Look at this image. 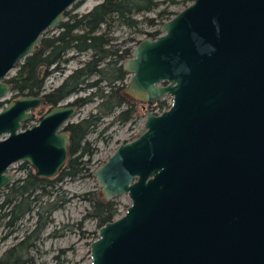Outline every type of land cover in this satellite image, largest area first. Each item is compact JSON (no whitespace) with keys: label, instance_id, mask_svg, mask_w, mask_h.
I'll return each instance as SVG.
<instances>
[{"label":"water","instance_id":"95a60500","mask_svg":"<svg viewBox=\"0 0 264 264\" xmlns=\"http://www.w3.org/2000/svg\"><path fill=\"white\" fill-rule=\"evenodd\" d=\"M77 0H0V99L11 69L36 51ZM123 92L151 105L136 138L92 172L99 196L125 212L90 243V264H264V0H193L121 63ZM41 97L0 110V192L27 162L51 178L68 157L77 108Z\"/></svg>","mask_w":264,"mask_h":264},{"label":"trees","instance_id":"16d2710c","mask_svg":"<svg viewBox=\"0 0 264 264\" xmlns=\"http://www.w3.org/2000/svg\"><path fill=\"white\" fill-rule=\"evenodd\" d=\"M159 4L158 0H102L80 15L69 14L66 10L64 20L55 27L58 29L57 33L48 35L49 29L46 30L37 50L25 56L17 64L15 75L8 78L14 98L37 96L49 73L62 70V65L70 59L69 53H72L71 56L89 54V58L80 67L44 97L47 103L56 104L68 95L87 91L85 96H78L74 104L78 108L91 102L97 104L94 112L68 124V159L54 179L38 177L33 171H26L22 178L6 184L4 192H0V196H3L0 203V224L3 227L13 230L25 217L33 221L23 236L3 251L0 264L30 263L28 252L35 247L41 233L52 222V213L64 203V199L50 200L51 191L46 188H52L56 182L64 179L79 178L89 171V158L85 157L92 155L94 147L87 137L99 127L105 117L112 116L122 123L133 117L136 100L123 92V81L127 74L121 66V62L130 55L131 48L122 49L121 44L114 43L115 37L110 32L116 28L140 31L143 23H153L154 18L145 14L156 9ZM166 13L159 11L157 16L162 18ZM157 34L159 31L152 32L149 36L154 38ZM158 105L163 107L166 101H159ZM88 175L91 173L88 172ZM91 206L90 215L99 226L113 220L117 213L116 203L112 200L105 201L100 196L91 202Z\"/></svg>","mask_w":264,"mask_h":264},{"label":"rangeland","instance_id":"374dc122","mask_svg":"<svg viewBox=\"0 0 264 264\" xmlns=\"http://www.w3.org/2000/svg\"><path fill=\"white\" fill-rule=\"evenodd\" d=\"M102 0H77L72 4L67 11L69 14H83L93 8ZM160 4L153 11L146 13L145 16L154 18L152 24L143 23L140 25V31L128 28H116L110 32V35L115 37L114 43L121 44L123 48H132L137 45L140 40L151 37L150 33L159 31L161 25L172 18L177 12L182 10L191 2L188 0H158ZM159 11H165L163 17L157 16ZM138 19L140 18L137 17ZM64 20V17L62 18ZM57 28H51L47 32L48 35L57 33ZM157 34V35H159ZM156 35V36H157ZM155 36V37H156ZM153 38V37H152ZM68 54L70 59L64 63L62 70L51 71L45 78V88L57 87L66 76L73 70L80 67L82 62L89 58V54L72 55ZM130 56V55H129ZM53 66L50 67L52 70ZM17 67L11 69L7 77L15 75ZM128 76V74H127ZM125 78L124 85L127 82ZM95 77H93L94 79ZM88 92L81 91L78 96H85ZM9 95H7L8 97ZM73 96L71 99H74ZM65 99L62 103L67 102ZM135 101V100H134ZM170 99L167 98V102ZM96 102L87 103L84 106L77 108L76 114L71 119L76 122L79 119L86 117L90 112L95 111ZM136 112L133 117L128 121L122 123L114 119L112 116L105 117L99 127L88 135V140L94 147V151L89 158L87 164L88 172L83 176L75 179H64L56 182L50 190V200L64 199L63 206L56 209L52 215V222L41 233L40 239L36 242L35 247L28 252L29 258L32 263L28 264H90V243L96 239V231L100 227L90 214L92 212L91 202L99 196L100 187L97 184L92 172L101 166L107 158L118 148L122 143L129 142L136 138L141 132L144 121L146 119L145 110L155 112L153 106H148L144 103L135 101ZM46 109H42L43 111ZM42 111L36 109L34 117L27 122V125L35 124ZM4 135L0 136L2 138ZM23 162H15L10 168L9 172L13 174L11 180L22 178L26 171H33L27 163L25 168H21ZM55 178V177H54ZM52 178V179H54ZM4 192V191H3ZM46 196V195H45ZM3 196H0V203ZM116 203L117 213L114 218L122 215L130 200L126 194L119 195L112 199ZM32 220L25 217L24 221L13 228H6L0 224V256L3 251L9 246L16 243L26 232L27 227H31ZM5 236V237H4Z\"/></svg>","mask_w":264,"mask_h":264},{"label":"flooded vegetation","instance_id":"af4514ba","mask_svg":"<svg viewBox=\"0 0 264 264\" xmlns=\"http://www.w3.org/2000/svg\"><path fill=\"white\" fill-rule=\"evenodd\" d=\"M39 44V43H38ZM38 48V47H37ZM37 50V49H36ZM70 54V53H69ZM122 63V62H121ZM67 77V76H66ZM129 78V75L127 76V79ZM65 79V78H64ZM63 79V80H64ZM6 81L8 82V77H7V79H6ZM128 81V80H127ZM63 82V81H62ZM61 82V83H62ZM60 83V84H61ZM59 84V85H60ZM11 85V84H10ZM58 85V86H59ZM54 88H56V87H54ZM54 88H49V89H47V88H45V86H44V84H43V89H42V91H41V93H39V95H37V96H34V97H41L42 99H43V102L40 104V105H38L37 107H35L31 112L33 113V116H32V118L31 119H29V120H32L33 119V117H34V111L36 110V109H40V112L42 111V113H41V115L45 112V111H47L51 106H60V105H65V104H69V105H73V106H75L76 108H78L75 104H74V102H75V99L78 97V94H72V95H68L67 97H65L64 99H62V100H60L59 102H57L56 104H49V103H47L46 102V100H45V95L46 94H48L49 92H51ZM7 95H9L8 97H7ZM73 96H75L74 97V99H71ZM19 97H22V96H19ZM19 97H13L12 96V87H11V91L9 92V93H7L3 98H1L0 99V110H2L10 101H12V100H15V99H17V98H19ZM167 98H169L170 99V101L169 102H167ZM65 99H69L67 102H65V103H62V101H64ZM162 100H164V101H166V105L165 106H163V107H160L159 105H158V102L159 101H162ZM159 101H157V102H155L154 104H151V105H148V106H153V108L152 109H154V110H157V111H155V112H152V113H154V114H160L163 110H165V109H167L170 105H171V102H172V100H171V98L169 97V96H165V97H163L162 99H160ZM138 102H140V101H138ZM140 103H142V102H140ZM168 104V105H167ZM147 105V104H146ZM44 106L46 107V109L43 111L42 109L44 108ZM40 115V116H41ZM40 116L38 117V119L40 118ZM38 119H37V121H36V123L35 124H37V122H38ZM72 119V118H71ZM71 119L68 121V123H67V125H66V127H65V130L68 132V134H69V131L67 130V126H68V124H70V123H74V122H72L71 121ZM29 120H26L25 122H23V128H26V127H30V126H32V125H34V124H32V125H27V122L29 121ZM4 137V136H3ZM2 137V138H3ZM70 138V137H69ZM1 139V138H0ZM67 159H68V157H67ZM67 161V160H66ZM66 163V162H65ZM30 165V164H29ZM65 165V164H64ZM27 166V162H23L22 164H21V168H25ZM30 167H31V165H30ZM64 167V166H63ZM62 167V168H63ZM32 168V167H31ZM62 168H61V170H62ZM33 169V168H32ZM60 170V171H61ZM31 171V170H30ZM59 171V172H60ZM59 172L57 173V175L59 174ZM33 173H34V169H33ZM57 175H55L54 177H56ZM54 177H51V178H47V179H52V178H54ZM43 178V177H42ZM11 182V181H10ZM9 182V183H10ZM5 187V186H4ZM4 189V188H3ZM3 191V190H2ZM29 262H31L32 263V259H30L29 258Z\"/></svg>","mask_w":264,"mask_h":264},{"label":"built area","instance_id":"2783aa9c","mask_svg":"<svg viewBox=\"0 0 264 264\" xmlns=\"http://www.w3.org/2000/svg\"><path fill=\"white\" fill-rule=\"evenodd\" d=\"M155 111H157V110H155Z\"/></svg>","mask_w":264,"mask_h":264},{"label":"bare ground","instance_id":"6f19581e","mask_svg":"<svg viewBox=\"0 0 264 264\" xmlns=\"http://www.w3.org/2000/svg\"><path fill=\"white\" fill-rule=\"evenodd\" d=\"M168 105V104H167Z\"/></svg>","mask_w":264,"mask_h":264}]
</instances>
